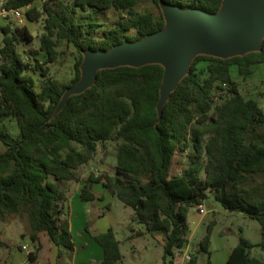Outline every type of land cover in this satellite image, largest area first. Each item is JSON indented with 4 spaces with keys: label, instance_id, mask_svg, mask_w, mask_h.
<instances>
[{
    "label": "trees",
    "instance_id": "1",
    "mask_svg": "<svg viewBox=\"0 0 264 264\" xmlns=\"http://www.w3.org/2000/svg\"><path fill=\"white\" fill-rule=\"evenodd\" d=\"M36 1L3 0L1 5L7 11L29 6L26 18L42 17L43 31L39 47L27 56L18 43L34 38L28 26L0 25V143L5 147L0 152V221L25 217L32 241L40 242L45 234L58 256L61 247L73 251L58 183L78 181L80 166L109 141L115 172L89 173L80 189L82 200L98 198L92 183L102 182L132 209V220L145 231L164 233L163 260L170 257L172 264L175 251L186 244L189 209L203 204L211 191L224 209L241 212L260 227V242L240 235L224 264H264V257L250 255L256 245L264 252V109L242 95L230 72L234 65L246 78L256 65L264 66V37L258 49L242 54H195L163 101L165 68L159 62L100 67L88 87L66 95L81 78L85 51H107L162 32L163 5L217 15L224 0H42L40 7ZM61 40L76 52L67 83L49 73ZM40 51L43 60L36 56ZM200 63L205 64L203 77ZM9 117L17 123V137L4 130ZM176 154L185 162L172 173ZM213 224L199 241L206 264ZM93 237L104 253L99 264H124L112 228ZM6 245L0 239V250ZM27 259L34 262L36 251ZM181 264H198V254Z\"/></svg>",
    "mask_w": 264,
    "mask_h": 264
},
{
    "label": "rangeland",
    "instance_id": "2",
    "mask_svg": "<svg viewBox=\"0 0 264 264\" xmlns=\"http://www.w3.org/2000/svg\"><path fill=\"white\" fill-rule=\"evenodd\" d=\"M2 1L0 0V25H3L7 22L17 23V24H26L34 36V38L31 41H21L18 43V48L20 51L24 53V55H28L29 51L32 49H37L39 47V35L43 31L42 27V17H40L36 21H30L26 18L25 14L21 18V21L14 18L11 15H5L3 13L2 9ZM42 4V0H38L35 2V5L37 7H40ZM225 3L222 6L221 12L224 10ZM165 11V8H163ZM24 12V9H22ZM166 12V11H165ZM168 26V23H167ZM166 26V27H167ZM1 40V35H0ZM57 49L59 51V55L56 58L55 61L49 63V73L59 80L61 83H67L69 79L73 75V63L75 61L76 52L74 47L71 44H67L65 41H58L57 43ZM197 53H208L211 54L205 50L197 49L193 52L192 56L189 58L186 67L184 69V72L182 73V76L186 73L187 66L193 56ZM88 53H84V62L86 60ZM40 60H43L45 58V55L42 51H40L36 55ZM82 65V74L80 81L71 89H69L66 92V95L73 92H79L83 90L91 81V78H89L85 73V65ZM129 62V61H126ZM164 66H166V62L161 61ZM204 63H200L199 68L202 69L203 73L201 76H205L204 71ZM231 75L233 79L237 82L238 88L242 95L245 98H253L255 99L260 106L264 109V66L263 65H256L254 67V71L251 75H249L246 78H243L238 72L236 66L232 65L230 68ZM162 96H165V93H162ZM220 101V99H219ZM4 130L11 134L14 137H17L18 135V126L14 118L9 117L7 118L4 123ZM5 149L4 145L0 143V152ZM114 143L113 142H106L104 144V147L99 144L96 154L94 155L93 159L88 161L86 164L80 166L78 169V175L80 178L82 176L85 177L84 174H87L89 172H97L99 174L101 173H114V165H115V157H114ZM185 158H183L180 154H176L173 160L172 165V171H175L178 167L181 166V162ZM102 185L101 190L98 188H95V193L99 195L98 198L91 200V201H85V204L88 211H85L83 207L82 209L79 208L78 201L76 200L72 193L75 190V186L77 185V182L74 181H62L59 182V187L62 189L66 196H67V202L65 203L64 212H69V202L72 203L74 207V213H72L73 216H75V221L78 220V218H82L83 215L87 216V224L90 227L91 231L95 227V221L96 220H105L106 218L109 219V222L114 218L115 224H114V233L116 238L120 242V249L123 253V263L124 264H164L162 258H157L153 254H149V256H143L140 255L134 248L132 247L134 244L133 241H131L126 236L130 234L129 227L130 225H135L141 227L142 224L138 222H129L128 221V214L129 212H132L130 207L125 206L116 196L112 195L107 191V189L103 186L102 183L97 182V185ZM102 188L106 189V196L101 197L100 192H102ZM93 190V189H92ZM66 199V197H65ZM204 203V209L205 213L203 215V220L199 227L195 228L194 224L192 223L191 229L187 234V247L183 249L184 252H193L198 254V262L200 264H205L206 261V254L196 250V243L200 236V233L203 231L206 232V227L210 221H214V224L211 228L210 233V245L209 248L213 252L221 251L224 247L236 245L238 242L239 236H243L248 238L252 243H259L261 240V234H260V227L259 223L254 220L246 217L241 212H229L226 209L222 207L220 202L216 200L212 194L211 191H208L207 197L203 200ZM103 209V210H102ZM111 212H109L110 210ZM102 212L106 214V217H101ZM191 212L193 210L191 209ZM190 212V213H191ZM197 216V215H196ZM26 218L25 217H18V216H12L11 218L7 219L6 221H0V239L5 241L7 243L6 246L3 247V252L0 256V264H4L6 261L7 264H13L9 259V250L12 252H18L17 247L18 245L26 244L29 249L36 250L38 241H32L28 235V232L25 231L27 229L26 225ZM78 223L75 222V227L73 230L74 240L75 243H80V237L77 234L78 230ZM204 225V226H203ZM202 226V228H201ZM26 227V229H25ZM26 233V234H25ZM205 234V233H204ZM148 239H151V236H147ZM41 238V239H40ZM42 240L43 248L45 250L48 249V245L50 244V241L48 237L45 234H41L39 236V241ZM153 243L157 244V241ZM63 253L60 256L57 257L58 264H70L71 262V253L69 250H67L64 247L60 248ZM22 250V249H21ZM24 254V252H23ZM250 255L263 258L264 252L263 250L256 245L250 250ZM170 257H167V263L170 260ZM23 264H30L28 262H25Z\"/></svg>",
    "mask_w": 264,
    "mask_h": 264
},
{
    "label": "water",
    "instance_id": "3",
    "mask_svg": "<svg viewBox=\"0 0 264 264\" xmlns=\"http://www.w3.org/2000/svg\"><path fill=\"white\" fill-rule=\"evenodd\" d=\"M224 3V10L217 15L163 5L168 26L162 32L139 41L123 42L107 51H85L88 53L85 62L83 59L85 73L91 78L86 87L100 67L146 62H159L164 66L163 61L166 62L161 87V96L165 93L161 97L163 101L182 77L195 50L227 57L258 49L264 37V0H224Z\"/></svg>",
    "mask_w": 264,
    "mask_h": 264
},
{
    "label": "crops",
    "instance_id": "4",
    "mask_svg": "<svg viewBox=\"0 0 264 264\" xmlns=\"http://www.w3.org/2000/svg\"><path fill=\"white\" fill-rule=\"evenodd\" d=\"M179 170H180V167L175 169V171H172V173H178ZM114 172H115V170H114ZM89 173H91V172H89ZM89 173L84 174L85 177L82 176V178H80V176H79V180L74 181V182H77V185L75 186L76 188H75L74 192L72 193L73 197L76 200L80 199V201H81V202L78 201L79 208L82 209L81 207H83L85 209V211H88L89 209L87 208L85 201L80 198V189H81L82 185L84 184L85 178L88 176ZM95 173L98 174L97 172H95ZM112 174H114V173H112ZM100 183H102V182H100ZM58 185H59V183H58ZM98 187H100L99 189L101 190L102 185L101 184L97 185V182L92 183L93 191H95V188H98ZM100 193H102L103 196H106V189L102 188V192H100ZM64 194H65V192H64ZM65 197H66V201L64 202V207H65V203L67 202L66 194H65ZM68 204H69V212L67 215L68 217L66 216V218H67V221L69 224V229H70L71 233L73 234V230L76 227L75 222H77L78 223L77 234L80 237V243L76 244L75 240H74L75 239L74 235H72L73 241H74V250L69 251L71 253L70 264H99V262L102 260V258L104 256V253H103L102 247L94 239L93 235L96 233L104 232L109 228H112L114 230V224L116 223L115 219L113 218L110 222H109L108 218H106L105 220H101V219L96 220L95 221V227L91 231V229L88 226L87 221H86L87 216L83 215L82 218H78V220L75 221V216L72 215V213H74V207H73L71 202H69ZM203 205H204V203H203ZM191 209L193 210V212H191ZM109 212H111V210ZM231 213H233V212H231ZM62 214L63 215H61V218H64L65 212ZM99 215H101V217H102V215H103V217H106V214L104 212H102ZM132 215H133V212H129L128 221L130 223L135 222L134 220H132ZM203 215L204 214L199 213L195 209V207H192L189 209V211L187 213V222H188L189 231L191 229L192 223L194 224L195 228L199 227V225L201 224V222L203 220ZM201 228H202V226H201ZM129 230L131 232L126 237L134 242V244H132L133 245L132 247L134 248V250H136L140 255H143V256H149V254H153L157 258L163 259V243H164L165 235L162 231L156 230L153 232H148V231H145V228L143 225L141 227H139V226H135L132 224L130 225ZM204 233H205V231L200 233V236L197 240L196 247H195L196 250H199V241H200L201 237L204 235ZM148 235L151 236V239H148V237H147ZM154 240H155V242L157 241V244L153 243ZM187 243L188 242H187V236H186L185 247H187ZM234 246L235 245L224 247L223 249H221V251H218V252H214V251L212 252L211 251L210 264H224L228 258L229 252L231 251V249ZM37 247L38 248L36 250L30 249L31 251H36V259L34 262L28 261L27 252L24 250H21V245H18V247H17L18 252H15V251L12 252L11 250H9V254H8L9 259L13 264H23L25 262H28L30 264H58V262H57L58 248L51 241H50V244L48 245L47 250H45L43 248L42 240H40V242L37 244ZM2 249L0 250V256L3 252ZM120 251H121V249H120ZM23 252H24V254H23ZM62 253H63V251L61 250L60 255H62ZM121 253H122V251H121ZM187 253L192 254L193 252H187ZM122 259H123V253H122ZM182 262H183L182 257H174L172 260V264H181ZM163 263L164 264H170V263H166L164 260H163ZM4 264H7V262L5 261ZM66 264H68V263H66ZM198 264H200V263L198 262ZM205 264H206V261H205Z\"/></svg>",
    "mask_w": 264,
    "mask_h": 264
},
{
    "label": "built area",
    "instance_id": "5",
    "mask_svg": "<svg viewBox=\"0 0 264 264\" xmlns=\"http://www.w3.org/2000/svg\"><path fill=\"white\" fill-rule=\"evenodd\" d=\"M29 7V6H26V7H22V8H14V9H10L9 11L3 9V13L5 15H11L13 16L14 18L18 19L19 21H21V18L24 16L25 14V9ZM22 9H24V12L22 11ZM195 209L201 213V214H204L205 213V209H204V205L203 204H197L195 206ZM21 249L26 251L27 254L29 252H31V250L28 248V246L26 244H22L21 245ZM174 257H182L183 259V262L184 261H187L190 259V254L187 253V252H183V251H180V250H176L175 253H174Z\"/></svg>",
    "mask_w": 264,
    "mask_h": 264
}]
</instances>
